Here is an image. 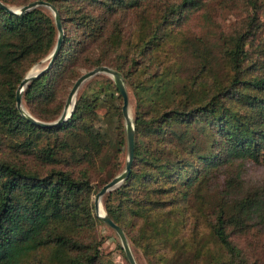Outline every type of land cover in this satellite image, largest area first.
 Segmentation results:
<instances>
[{"label":"trees","instance_id":"trees-1","mask_svg":"<svg viewBox=\"0 0 264 264\" xmlns=\"http://www.w3.org/2000/svg\"><path fill=\"white\" fill-rule=\"evenodd\" d=\"M49 1L61 13L65 39L51 68L30 81L23 102L36 117L54 120L81 68L103 64L134 88L132 170L104 195V205L147 263L264 264V181L246 186L238 182L242 166L231 168L264 162V61L251 51L263 29L264 0H239L248 11L245 23L224 32L221 46L196 36L201 44L190 55L196 68L175 74L185 79L181 87L156 51L187 10L207 1ZM152 12L159 16L148 29L143 21ZM131 13L138 22H125ZM57 35L44 6L23 14L0 7V264H25L46 249L41 264H106L85 231L101 221L93 195L122 170L127 136L116 83L95 76L78 93L73 114L52 127L35 124L17 107L19 83L51 52ZM212 57L231 72L218 74ZM107 118L115 121L116 147ZM1 133L15 143L2 149Z\"/></svg>","mask_w":264,"mask_h":264},{"label":"rangeland","instance_id":"rangeland-1","mask_svg":"<svg viewBox=\"0 0 264 264\" xmlns=\"http://www.w3.org/2000/svg\"><path fill=\"white\" fill-rule=\"evenodd\" d=\"M205 1H207V4L205 3L204 7L190 8L189 10L186 11L187 15L184 17L183 22H181V27L178 28L175 33L169 36L165 41V43L160 45L158 51H156L158 57L166 61H170L167 74L170 75L172 78H175L176 84L179 87L182 86L185 79L175 75L178 74V70L179 69L181 70L184 67L196 68L197 66L196 60L192 59V57L190 56L191 53L194 52L201 44L196 38V36H208L209 43H212L217 47H219L226 40L224 37L221 36L224 32L232 31L236 27H239L241 24L243 27L245 23L244 20L247 16L248 11L243 5L242 1L238 0L236 3H232V2L228 3V0H205ZM20 5L22 4H12V6H20ZM45 9L54 16V13L49 8L45 7ZM158 16L159 15L154 12L149 13L145 16L143 22H147L148 29L150 28L151 25L153 27L157 23ZM260 18L263 25V29L259 34V39L255 41L254 45L251 47V51H252V58L258 59L260 61H264V5H263V9L261 10ZM125 22H138V16L135 13H131L125 18ZM48 55L41 58L34 65H32V67L38 65L39 63L40 65L46 64L48 61L47 59ZM209 64L213 66V68L218 74H228L229 72H231L229 66L223 65L221 59L218 57L210 58ZM89 69L90 68L82 67L81 71L85 72ZM98 74H106V73H98ZM98 74L86 80L82 84L80 90L84 88L87 84H89L93 80V78ZM125 83L129 92V110L132 115V118L134 119V114L136 112L137 103H138V95L136 94L134 88L130 84H128L126 80ZM105 124H106L105 126L109 128L110 139L113 141V145L116 147L117 136L115 132L116 130L115 121L113 122L107 118ZM124 124H125V132H126L125 117H124ZM126 136H127V132H126ZM4 143L7 145H13L15 143V138L2 134V145H1L2 149H5L7 147L6 145H4ZM112 150H114L113 146H112ZM112 150L111 152L113 153ZM4 151L7 152V150ZM127 157H128V141L126 138V143L123 146L122 157H121L122 170H124L126 166ZM231 168L232 170H236V171L238 170L240 171V169H242V177L241 179L238 180V182L241 183L242 181H244L243 183L246 186L251 184H260L263 183L264 181V162L256 164L252 161H247L244 162L242 165L241 163H235L231 165ZM95 195L96 193L93 195V199L95 198ZM103 206L105 207L104 196H103ZM85 235L88 238L97 241L98 247L100 248L102 254L101 258L104 263L106 264L130 263L127 255H125L126 252L123 247L121 237L119 236L117 231L105 221L103 220L97 221L94 227L87 229L85 231ZM128 239L131 248L133 250V253L138 261V264H148L147 259L142 254L141 250L138 249L134 245V243H132L129 237ZM48 251L49 249L44 250L43 252L36 255L34 259L26 262L25 264H41L40 262L42 261L41 259H43V255H47Z\"/></svg>","mask_w":264,"mask_h":264},{"label":"water","instance_id":"water-1","mask_svg":"<svg viewBox=\"0 0 264 264\" xmlns=\"http://www.w3.org/2000/svg\"><path fill=\"white\" fill-rule=\"evenodd\" d=\"M37 6H45V7L49 8L54 13V19H55L56 27L58 30V35H57L56 43L48 55L47 63L44 65H40V63H39L38 65L33 66L28 71V73L22 78L21 82L19 83L17 90H16L17 107L20 109L22 114L28 120H31L32 122H34L35 124H37L39 126L52 127V126L60 125L63 122H65L73 114L78 92H79L82 84L86 80H88L89 78L93 77L94 75H96L98 73H106L114 79V81L117 85V88L119 89L121 95L123 96L122 110H123V114H124L125 121H126V132H127V141H128V157L126 160V166H125L124 170H122L121 172L116 174L112 179H110L106 184H104L99 189V191L95 195L94 203H95V209H96V213H97L98 217L101 220L108 223L110 226H112L117 231L119 236L121 237L122 244H123V247L125 249L126 255L130 261V264H138V261L134 255V253H133V250L131 248L128 236H127L124 228L121 225H119L110 216V214L107 212V210L105 209L104 206H103L105 209L104 212H100V209H99L100 203L103 205V196L107 192L111 191L112 189H114L118 185H120L129 176V174L132 170L133 160H134V156H135V133H136L135 130H136V128H135L134 119L132 118V115H131L130 110H129V92H128L124 77L119 70H117L116 68H114L112 66H109L106 64L98 65L92 69H89V70L83 72L76 79V81L74 82V84H73V86H72V88H71V90L67 96L63 111L61 112V114L56 119H54V120H43V119H40V118L36 117L35 115H33L26 108V106L23 102V95H24L26 87L28 86V84L30 83L31 80L40 76L42 73L48 71L51 68V66L53 65L56 57L58 56V54L61 50L62 44H63L64 39H65V28L63 25V21H62V16H61V13H60L58 7L49 0H33V1L28 2V3L22 4L20 6H12V5H9V4L5 3L4 1L0 0V7L6 9L7 11H9L11 13H16V14H23L26 11H29V10L37 7ZM34 68H36L38 70L31 72V70ZM70 104L72 105L71 109H69Z\"/></svg>","mask_w":264,"mask_h":264},{"label":"bare ground","instance_id":"bare-ground-1","mask_svg":"<svg viewBox=\"0 0 264 264\" xmlns=\"http://www.w3.org/2000/svg\"><path fill=\"white\" fill-rule=\"evenodd\" d=\"M36 70H38V69H36V68H34V69H32L31 70V72H34V71H36ZM71 104H70V106H69V109H71ZM99 209H100V212H104L105 211V209H104V207H103V205L100 203V207H99Z\"/></svg>","mask_w":264,"mask_h":264}]
</instances>
